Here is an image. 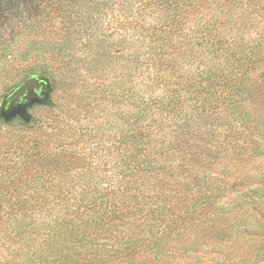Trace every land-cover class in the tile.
Wrapping results in <instances>:
<instances>
[{
    "label": "trees",
    "instance_id": "16d2710c",
    "mask_svg": "<svg viewBox=\"0 0 264 264\" xmlns=\"http://www.w3.org/2000/svg\"><path fill=\"white\" fill-rule=\"evenodd\" d=\"M31 38L42 41L33 46ZM73 48L96 62L117 49L131 76L145 75L147 97L132 93L130 99L138 118L162 114L175 130L201 136L202 122L223 116L228 128L238 124L242 138L264 136V0H0V73L13 68L7 61L13 55L29 59L32 71L53 61L70 68L78 61ZM38 77L33 74L35 85H24L9 99L44 86ZM157 90L162 97L155 96ZM23 153L27 166L10 175L14 182L0 185V264H117L142 251L139 246L160 257L162 234H155L152 221H162L163 210L143 207L133 180L114 188L117 197L111 199L65 202L61 216L37 225L41 203L13 194L36 170L29 166L43 163L42 152ZM54 156L46 164L49 159L63 166L64 156ZM193 205L191 214L198 211ZM84 208L90 213L85 220L78 215ZM146 208L151 221L141 230L132 224L123 231L126 217Z\"/></svg>",
    "mask_w": 264,
    "mask_h": 264
},
{
    "label": "rangeland",
    "instance_id": "374dc122",
    "mask_svg": "<svg viewBox=\"0 0 264 264\" xmlns=\"http://www.w3.org/2000/svg\"><path fill=\"white\" fill-rule=\"evenodd\" d=\"M116 51L96 62L73 48L79 62L70 68L53 61L38 71L27 67L29 59L8 57L13 68L0 73V135L13 138L0 137V185L14 182L10 175L27 166L23 149H39L43 163L29 166L36 170L29 169L23 189L13 194L41 203L37 225L61 216L65 202L117 197L113 189L133 180L140 201L148 200L143 207L163 210L162 221H152L155 234H162L161 258L139 246L143 252L117 264H264V136L242 138L238 124L228 128L223 116L202 122L201 136L175 130L162 114L136 117L130 99L132 93L147 97L146 77L131 76L127 58ZM33 74L49 81L46 102L28 109L29 122L6 119V98L19 86H34ZM154 94L162 97V90ZM60 155L64 167L49 159L46 164L47 156ZM194 203L198 211L191 214ZM78 215L85 220L90 213L84 208ZM131 216L123 231L151 221L148 209ZM143 239L149 243L147 235Z\"/></svg>",
    "mask_w": 264,
    "mask_h": 264
},
{
    "label": "water",
    "instance_id": "95a60500",
    "mask_svg": "<svg viewBox=\"0 0 264 264\" xmlns=\"http://www.w3.org/2000/svg\"><path fill=\"white\" fill-rule=\"evenodd\" d=\"M38 79L44 83V88L40 94H37V96L27 100L26 102L21 101L20 103L14 105L10 102L9 96L6 98L2 107V114L6 119L11 120L19 116L25 122H29L30 116L28 114V109L33 107L34 105L44 104L46 102L50 92L49 81L44 77H38ZM22 87L23 85L17 87L13 92L19 90Z\"/></svg>",
    "mask_w": 264,
    "mask_h": 264
},
{
    "label": "flooded vegetation",
    "instance_id": "af4514ba",
    "mask_svg": "<svg viewBox=\"0 0 264 264\" xmlns=\"http://www.w3.org/2000/svg\"><path fill=\"white\" fill-rule=\"evenodd\" d=\"M43 88H44L43 84H40L34 91H30L26 96L24 94L22 96L15 95L12 98H10L11 103L14 105L20 103L21 101L26 102L27 100L37 96V94H40Z\"/></svg>",
    "mask_w": 264,
    "mask_h": 264
}]
</instances>
